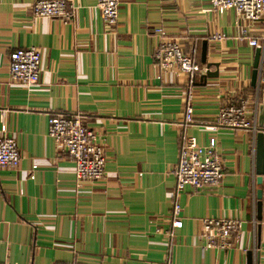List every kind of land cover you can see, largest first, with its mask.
<instances>
[{
  "label": "crops",
  "instance_id": "crops-1",
  "mask_svg": "<svg viewBox=\"0 0 264 264\" xmlns=\"http://www.w3.org/2000/svg\"><path fill=\"white\" fill-rule=\"evenodd\" d=\"M36 1L0 0V134L14 137L22 155L17 167H0V262L249 264L252 251L253 264H264L259 131L207 126L241 99L251 110L260 99L259 120L264 102L251 81L264 45L249 39H263L264 14L247 20L235 9H211L210 0H121L111 25L98 0H74L68 19L35 17ZM167 37L186 52L197 49V60L219 75L190 86L180 69H162L154 53ZM32 45L41 50L42 73L29 88L12 80L10 53ZM189 93L195 123L184 128ZM55 112H80L103 135V180H77L74 159L48 133ZM184 133L202 145L217 138L225 176L216 188H185L183 227L174 228ZM204 217L242 221L233 247H206Z\"/></svg>",
  "mask_w": 264,
  "mask_h": 264
},
{
  "label": "built area",
  "instance_id": "built-area-1",
  "mask_svg": "<svg viewBox=\"0 0 264 264\" xmlns=\"http://www.w3.org/2000/svg\"><path fill=\"white\" fill-rule=\"evenodd\" d=\"M121 0H98L105 22L113 25L117 22ZM211 9H235L239 16L247 20H259L264 14V0H210ZM74 0H37L33 5L35 17L68 19L76 12ZM222 35H215L221 39ZM251 46L264 45L262 40L250 38ZM154 56L158 65L164 70L178 68L187 74L192 86L198 77L207 72V66L197 60V49L186 52L180 42L164 38L158 44ZM42 53L38 46L17 48L10 53V73L12 80L26 87L38 85L42 73ZM264 102V64H261L257 83V95ZM193 96L189 93L185 121L186 128L195 123ZM260 99L256 101L255 110L248 108V101L241 99L239 105H227L219 109L212 124L208 127H229L236 129H252L258 131V108ZM49 136L56 143L63 145L65 152L75 161V174L78 181L99 182L106 175V150L104 137L95 128L86 123L84 116L78 113L55 112L49 116ZM218 141L211 137L207 145L198 142L194 135L183 134L179 159L175 169L176 201L173 208L174 228L183 227L181 218L182 205L179 197L186 187L195 190L218 187L224 176L225 167L217 151ZM21 152L17 140L7 134H0V167H17L21 160ZM202 233L206 247L230 249L233 241L239 237L242 221L232 217H204L201 219ZM234 239V240H233ZM0 264H12L0 262ZM19 264V263H14ZM57 264H78L75 262H59Z\"/></svg>",
  "mask_w": 264,
  "mask_h": 264
},
{
  "label": "water",
  "instance_id": "water-1",
  "mask_svg": "<svg viewBox=\"0 0 264 264\" xmlns=\"http://www.w3.org/2000/svg\"><path fill=\"white\" fill-rule=\"evenodd\" d=\"M263 57V49L262 47L258 46L256 48V55L254 59V66H253V73H252V81L251 84L253 87H257L258 77H259V70L262 62ZM203 63H207L206 60V53L204 52L203 56ZM207 72L200 76V81L205 83L208 78L217 77L219 75V71L215 70L212 71L211 67L213 63H207ZM217 66V65H216ZM258 134H257V147H256V170L258 174V183L261 184L262 182V175L264 174V103L260 105V112H259V120H258ZM258 196V214L261 218L262 212V190L259 189L257 191ZM252 251L248 253V261L249 264H253L252 261Z\"/></svg>",
  "mask_w": 264,
  "mask_h": 264
}]
</instances>
